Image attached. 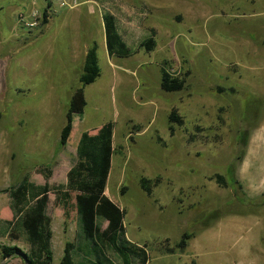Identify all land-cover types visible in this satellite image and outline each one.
Segmentation results:
<instances>
[{
	"label": "rangeland",
	"instance_id": "obj_1",
	"mask_svg": "<svg viewBox=\"0 0 264 264\" xmlns=\"http://www.w3.org/2000/svg\"><path fill=\"white\" fill-rule=\"evenodd\" d=\"M45 4L33 0L37 10ZM53 9L46 23L42 18L35 26L37 34L30 39L39 42L25 48L19 36L27 34L15 29L22 27L19 13L32 9L19 0H0V246L28 252L24 232L15 230L13 238L2 232V221L12 219L9 187L29 174L36 183L47 180L54 186L48 193L51 249L53 264H61L76 233L78 194L56 185L66 182L81 133H94L112 120L115 150L105 194L125 208L128 239L147 245V264H193L183 250L165 247L183 231H193L200 219L212 218L208 212L216 210V194H208L211 208L196 207L200 215H180L183 186L178 184L201 180L202 174L209 180L229 162L236 165L247 138L264 133V0H79L62 14V8ZM106 11L133 27L127 57L107 53ZM62 22L67 25L58 29ZM150 28L154 44L146 49L141 42L151 36ZM92 41L98 45L100 73L87 82L82 67ZM162 66L170 75L168 84L180 88L162 85ZM172 108L182 125L169 122ZM68 114L73 126L61 144ZM47 164L52 167L48 177L46 170L37 171ZM141 176L160 178L150 195L140 188ZM0 264L26 262L0 250Z\"/></svg>",
	"mask_w": 264,
	"mask_h": 264
},
{
	"label": "trees",
	"instance_id": "obj_2",
	"mask_svg": "<svg viewBox=\"0 0 264 264\" xmlns=\"http://www.w3.org/2000/svg\"><path fill=\"white\" fill-rule=\"evenodd\" d=\"M46 7L42 11V23L47 22L48 10L51 6L46 0ZM105 47L109 56L127 57L131 49L119 31L118 19L110 11L102 13ZM151 36L141 42V46L151 49L154 41ZM98 45L96 41L87 47L83 62V75L85 81L92 80L99 75L100 67L97 55ZM162 85L166 88L178 89L179 84L169 85L170 75L165 67L160 68ZM93 73V74H87ZM67 123L60 130V143L66 144L71 130L72 120L70 114ZM169 122L178 125L183 124V118L172 108L168 114ZM134 130L139 131L140 125H133ZM114 122L108 120L94 133L83 131L76 147V161L66 173V182L56 185V190L66 188L77 192L76 197V233L74 241L65 247L61 264H147L149 255L147 245H139L126 235L123 218L125 208L120 207L106 194V182L110 172L111 158L114 153L113 146ZM238 155L237 158H240ZM50 165H40L38 172L47 171L46 177L51 172ZM216 181L225 185L224 177L215 173ZM159 177L148 178L141 176L140 188L147 194L152 189ZM54 188L48 181L36 183L30 180V175L25 174L18 182L8 189L9 207L12 211V219L2 221L3 233L11 234L16 238L15 230H22L28 244V252H22L16 246L1 245L0 250L4 257L19 254L26 264H53L51 249L52 230L50 226V199L49 191ZM125 192L121 187L120 193ZM192 232L183 231L177 242L172 247L165 249L173 252L175 249L183 250ZM168 239H165L167 242ZM118 257L116 262L110 255Z\"/></svg>",
	"mask_w": 264,
	"mask_h": 264
},
{
	"label": "crops",
	"instance_id": "obj_3",
	"mask_svg": "<svg viewBox=\"0 0 264 264\" xmlns=\"http://www.w3.org/2000/svg\"><path fill=\"white\" fill-rule=\"evenodd\" d=\"M19 1L26 10H37L33 8V0ZM45 7L46 4L37 10L39 14ZM65 9L69 8L60 9V13ZM112 13L118 19L119 31L124 40L130 41L127 36L132 34V25L123 20L119 21L118 14ZM66 25L67 23L62 22L58 29ZM17 26L16 24V31L27 34L26 37L19 36L23 39L25 48L36 40L39 42L37 37L30 39L37 34L33 32L37 27ZM147 37L149 36H144L142 41ZM41 47L44 45H40ZM46 47L49 50L48 44ZM35 52L33 49L32 53L27 54V58L30 60ZM39 52L40 49H37V54ZM246 143L244 152L240 158H236V165L229 162L224 169L218 170L224 177V188L215 182V178L203 180V174L201 180H187L178 184L179 188L183 186L180 188L183 190V198L180 201L183 202L184 210L178 211L180 215H200L201 213L195 210L196 207L211 208V197L208 194H216V210L208 212L213 215L212 218L204 222H201V219L197 221L199 226L191 231L192 236L183 249L184 255L193 258V264H264V133L251 134ZM155 187L157 185L154 189ZM156 199L160 201L159 198ZM225 202L231 205L227 206L228 203Z\"/></svg>",
	"mask_w": 264,
	"mask_h": 264
},
{
	"label": "built area",
	"instance_id": "obj_4",
	"mask_svg": "<svg viewBox=\"0 0 264 264\" xmlns=\"http://www.w3.org/2000/svg\"><path fill=\"white\" fill-rule=\"evenodd\" d=\"M51 4L52 11L53 5L59 8H73L79 4V0H48ZM42 19V13L39 14L37 10H31L28 13H19L18 21L22 27L30 28L35 27Z\"/></svg>",
	"mask_w": 264,
	"mask_h": 264
}]
</instances>
